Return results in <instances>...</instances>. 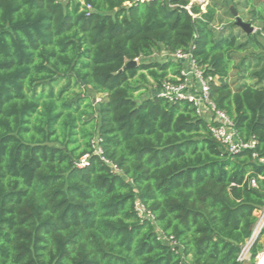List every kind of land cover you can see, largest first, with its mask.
Here are the masks:
<instances>
[{
  "label": "trees",
  "instance_id": "16d2710c",
  "mask_svg": "<svg viewBox=\"0 0 264 264\" xmlns=\"http://www.w3.org/2000/svg\"><path fill=\"white\" fill-rule=\"evenodd\" d=\"M223 1L256 30L218 0H0V264H242L264 209V3ZM163 51L216 79L253 149L157 95L181 69Z\"/></svg>",
  "mask_w": 264,
  "mask_h": 264
},
{
  "label": "built area",
  "instance_id": "2783aa9c",
  "mask_svg": "<svg viewBox=\"0 0 264 264\" xmlns=\"http://www.w3.org/2000/svg\"><path fill=\"white\" fill-rule=\"evenodd\" d=\"M133 2L141 0H132ZM88 11L90 6H86ZM161 58L173 60L180 64L181 69L179 75L173 77L175 83L166 82L157 92L159 97L167 98L169 102L177 100L187 101L196 108V113L200 117H204L208 124V130L212 137L224 147L225 151L230 154L239 153L245 149H253L255 142L250 140L243 142L238 139L233 128L231 120L225 112L216 109L215 105L209 98V85L215 82V78L205 77L202 68H200L189 54L177 51L170 54L166 51L161 52ZM96 153L100 154V150L96 148ZM258 162L264 164V158H259ZM86 165V157L78 162L79 167ZM250 186L256 187L254 179L250 180ZM138 216L144 217V208L137 206ZM264 230V209L257 212V221L252 228L250 237L240 248L237 255V261L242 264H248L251 257V249L259 242ZM255 264H264V249L255 257Z\"/></svg>",
  "mask_w": 264,
  "mask_h": 264
},
{
  "label": "rangeland",
  "instance_id": "374dc122",
  "mask_svg": "<svg viewBox=\"0 0 264 264\" xmlns=\"http://www.w3.org/2000/svg\"><path fill=\"white\" fill-rule=\"evenodd\" d=\"M236 2H243V0H235ZM191 2H195V3H197L202 9H205V7L209 4V0H191ZM252 2L253 3H255V4H262V3H264V0H252ZM218 8H219V13H218V16H219V18L221 19V21L223 22V23H225V22H227V21H231V19L227 16V14H226V11H227V8L228 7H231V5L229 6L226 2H224L223 0H218ZM250 11V8H248V9H245L244 11L242 10V11H240L241 12V14H243L244 15V17L242 18L243 19V21L245 22V20L248 18V15H249V12L248 11ZM234 19H232V21H233ZM217 26H219L218 24H217ZM254 30H256V28L254 29ZM235 32H238V30L236 29V30H234ZM157 56H160L159 54H156ZM157 56H156V58H157ZM152 92H154V90L152 91ZM99 98H100V96H98L97 98H95V101L94 102H96V101H98L99 100ZM259 245H261L262 247H263V249H264V234L262 235V237L260 238V240H259Z\"/></svg>",
  "mask_w": 264,
  "mask_h": 264
},
{
  "label": "water",
  "instance_id": "95a60500",
  "mask_svg": "<svg viewBox=\"0 0 264 264\" xmlns=\"http://www.w3.org/2000/svg\"><path fill=\"white\" fill-rule=\"evenodd\" d=\"M230 11L232 13V15L234 16L235 18V25L240 28L242 31H244L245 33H252L254 31V28L244 22L236 13L235 9L233 7H230ZM136 65V61H131V62H128L126 67H132V66H135ZM93 101H95V98L93 97L92 98Z\"/></svg>",
  "mask_w": 264,
  "mask_h": 264
}]
</instances>
